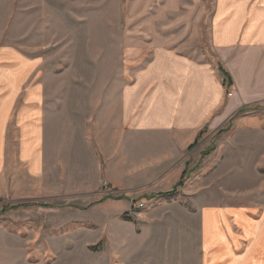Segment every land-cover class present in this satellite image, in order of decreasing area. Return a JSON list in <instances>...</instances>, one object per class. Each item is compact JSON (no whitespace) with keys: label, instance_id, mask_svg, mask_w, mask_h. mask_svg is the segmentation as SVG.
I'll use <instances>...</instances> for the list:
<instances>
[{"label":"crops","instance_id":"1","mask_svg":"<svg viewBox=\"0 0 264 264\" xmlns=\"http://www.w3.org/2000/svg\"><path fill=\"white\" fill-rule=\"evenodd\" d=\"M213 8V58L143 41L152 47L134 58L133 80L87 115L76 101L51 110L46 81L32 82L40 58L0 48V203L28 206L36 193L40 199L86 195L105 180L114 194L103 193L108 199L90 218L101 220L108 264H264V185L261 200L250 196L242 205L222 192L209 198L201 181L198 193L186 191L188 202L161 197L184 176L195 143L221 135L227 125L225 145L212 149L226 152L219 170L264 166V116H234L264 102V0H213ZM19 63L25 70L16 82ZM64 132L72 139L68 150ZM240 136L248 139L245 150ZM143 196L156 205L131 217L132 198Z\"/></svg>","mask_w":264,"mask_h":264},{"label":"rangeland","instance_id":"2","mask_svg":"<svg viewBox=\"0 0 264 264\" xmlns=\"http://www.w3.org/2000/svg\"><path fill=\"white\" fill-rule=\"evenodd\" d=\"M213 9V0H0V48L9 46L40 58L42 69L32 82L42 78L46 81L51 110L76 101L87 115L105 96H112L119 85L133 80L128 72L138 64L134 58L143 46L152 47L150 43L143 45V41L153 39L182 53L213 58ZM15 69L17 82L25 69L21 63ZM234 116H264V102L242 107ZM54 121L48 134L52 152L57 139ZM227 126L221 135L195 143L181 182L174 190L161 193L166 197L164 201H190L186 191L196 193L199 181L211 199L222 192L240 205L246 204L242 202L250 196L261 200L264 166H257L254 172L236 173L227 172L222 164L219 170L226 152L212 149L222 147L221 140L229 137ZM239 140L240 149L245 150L247 137L240 136ZM71 142L70 134L64 132L67 150ZM260 152L256 153L257 162L261 160ZM205 162V170L199 172L200 164ZM37 195L27 200L31 203L28 206L13 208V202L0 203V264H108L103 256L101 220L90 218L93 207H102L108 199L101 186L94 193L62 195L59 199H40ZM142 199L146 201L144 211L156 205L154 198ZM40 203L50 206L41 207ZM126 214L124 218L129 219Z\"/></svg>","mask_w":264,"mask_h":264},{"label":"built area","instance_id":"3","mask_svg":"<svg viewBox=\"0 0 264 264\" xmlns=\"http://www.w3.org/2000/svg\"><path fill=\"white\" fill-rule=\"evenodd\" d=\"M101 191L104 194H109V195L114 194V191L112 190V187L108 181H104L102 183ZM145 206H146V201L133 197L132 198V207L128 211V214L131 217H138L137 215H138L139 211L141 209L145 208Z\"/></svg>","mask_w":264,"mask_h":264},{"label":"trees","instance_id":"4","mask_svg":"<svg viewBox=\"0 0 264 264\" xmlns=\"http://www.w3.org/2000/svg\"><path fill=\"white\" fill-rule=\"evenodd\" d=\"M222 70V72H223V74H224V76H225V80H227L228 78H229V75L223 70V69H221ZM182 180V179H181ZM181 180H180V182H181Z\"/></svg>","mask_w":264,"mask_h":264}]
</instances>
